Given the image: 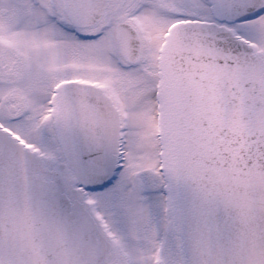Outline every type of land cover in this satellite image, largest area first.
<instances>
[{
    "label": "snow or ice",
    "instance_id": "snow-or-ice-1",
    "mask_svg": "<svg viewBox=\"0 0 264 264\" xmlns=\"http://www.w3.org/2000/svg\"><path fill=\"white\" fill-rule=\"evenodd\" d=\"M0 264H264V0H0Z\"/></svg>",
    "mask_w": 264,
    "mask_h": 264
}]
</instances>
